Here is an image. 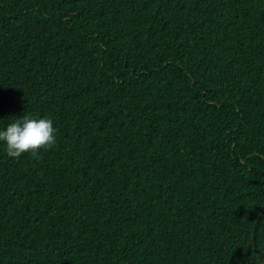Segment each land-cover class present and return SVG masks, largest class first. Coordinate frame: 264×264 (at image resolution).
I'll return each mask as SVG.
<instances>
[{
	"label": "trees",
	"instance_id": "trees-1",
	"mask_svg": "<svg viewBox=\"0 0 264 264\" xmlns=\"http://www.w3.org/2000/svg\"><path fill=\"white\" fill-rule=\"evenodd\" d=\"M24 115L56 144L0 142V264H264V0H0Z\"/></svg>",
	"mask_w": 264,
	"mask_h": 264
},
{
	"label": "clouds",
	"instance_id": "clouds-1",
	"mask_svg": "<svg viewBox=\"0 0 264 264\" xmlns=\"http://www.w3.org/2000/svg\"><path fill=\"white\" fill-rule=\"evenodd\" d=\"M56 131L51 118L24 115L0 130V142L10 158L18 159L24 153L37 158L41 150H48L56 144Z\"/></svg>",
	"mask_w": 264,
	"mask_h": 264
},
{
	"label": "water",
	"instance_id": "water-1",
	"mask_svg": "<svg viewBox=\"0 0 264 264\" xmlns=\"http://www.w3.org/2000/svg\"><path fill=\"white\" fill-rule=\"evenodd\" d=\"M263 214H264V204H263V207H262L261 213H260L259 217L257 218V220H256V222H255V225H254V230H253V241H254V245H255V233H256V227H257L258 221L260 220V218L262 217ZM254 250H255V252H257V248H256V246H255Z\"/></svg>",
	"mask_w": 264,
	"mask_h": 264
}]
</instances>
